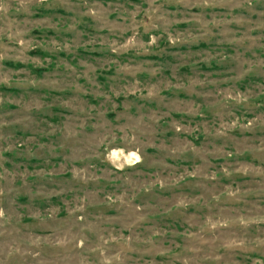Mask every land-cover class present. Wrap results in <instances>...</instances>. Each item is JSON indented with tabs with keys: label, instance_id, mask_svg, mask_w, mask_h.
<instances>
[{
	"label": "rangeland",
	"instance_id": "374dc122",
	"mask_svg": "<svg viewBox=\"0 0 264 264\" xmlns=\"http://www.w3.org/2000/svg\"><path fill=\"white\" fill-rule=\"evenodd\" d=\"M0 264H264V0H0Z\"/></svg>",
	"mask_w": 264,
	"mask_h": 264
},
{
	"label": "bare ground",
	"instance_id": "6f19581e",
	"mask_svg": "<svg viewBox=\"0 0 264 264\" xmlns=\"http://www.w3.org/2000/svg\"><path fill=\"white\" fill-rule=\"evenodd\" d=\"M129 157L131 158V157H133V154H129ZM139 161L137 160V161H135L134 163L136 164V163H138Z\"/></svg>",
	"mask_w": 264,
	"mask_h": 264
}]
</instances>
